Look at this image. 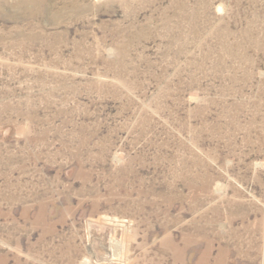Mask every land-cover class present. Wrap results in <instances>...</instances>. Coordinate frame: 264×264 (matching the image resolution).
<instances>
[{"label": "rangeland", "instance_id": "1", "mask_svg": "<svg viewBox=\"0 0 264 264\" xmlns=\"http://www.w3.org/2000/svg\"><path fill=\"white\" fill-rule=\"evenodd\" d=\"M0 264H264V0H0Z\"/></svg>", "mask_w": 264, "mask_h": 264}]
</instances>
